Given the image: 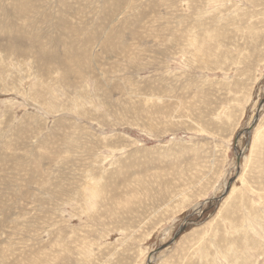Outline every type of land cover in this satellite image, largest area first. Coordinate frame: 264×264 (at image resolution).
<instances>
[{
    "label": "rangeland",
    "instance_id": "rangeland-1",
    "mask_svg": "<svg viewBox=\"0 0 264 264\" xmlns=\"http://www.w3.org/2000/svg\"><path fill=\"white\" fill-rule=\"evenodd\" d=\"M0 264H264V0H0Z\"/></svg>",
    "mask_w": 264,
    "mask_h": 264
},
{
    "label": "bare ground",
    "instance_id": "bare-ground-1",
    "mask_svg": "<svg viewBox=\"0 0 264 264\" xmlns=\"http://www.w3.org/2000/svg\"><path fill=\"white\" fill-rule=\"evenodd\" d=\"M236 117V116H235Z\"/></svg>",
    "mask_w": 264,
    "mask_h": 264
}]
</instances>
